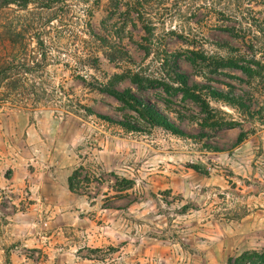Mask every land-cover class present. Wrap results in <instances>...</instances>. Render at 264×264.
I'll return each mask as SVG.
<instances>
[{
	"label": "rangeland",
	"instance_id": "obj_1",
	"mask_svg": "<svg viewBox=\"0 0 264 264\" xmlns=\"http://www.w3.org/2000/svg\"><path fill=\"white\" fill-rule=\"evenodd\" d=\"M6 17L26 25L47 93L0 104V264H236L264 252V0H31ZM105 86L188 135L150 125ZM78 105L140 129L66 114Z\"/></svg>",
	"mask_w": 264,
	"mask_h": 264
},
{
	"label": "trees",
	"instance_id": "obj_2",
	"mask_svg": "<svg viewBox=\"0 0 264 264\" xmlns=\"http://www.w3.org/2000/svg\"><path fill=\"white\" fill-rule=\"evenodd\" d=\"M49 1V0H48ZM31 0H0V13L8 9L13 4H19L21 8H27ZM141 5V4H138ZM26 26V25H25ZM17 29L9 17L5 19L0 18V104L12 102L15 98H33L40 100L41 96L46 95L45 83L42 79V70L44 66L39 63L30 62L27 54L28 30L26 27ZM43 45V41H40ZM206 57H203L205 59ZM219 64L223 68H234L243 71L245 74H251L253 71L250 67L240 65L235 60L221 59ZM183 92L189 99L200 101L196 95L195 90L198 86L192 89L189 86V77L182 73L176 72ZM102 92L112 96L122 103H131L140 110L141 116L152 126L164 127L174 135L186 136L188 133L172 122L164 113H162L154 104L147 103L139 96L134 94L131 90L120 91L108 86L99 89ZM211 94L218 100H222L227 104L238 109L246 108V104L239 99L235 93H224L215 88H210ZM69 108V107H68ZM66 111V114H79V108L83 109L86 115H94L99 119L111 124H117L127 130H136L140 128L130 122L121 121L105 115L101 112L94 111L88 107L78 105V108H73ZM245 134H240L238 143H242L245 139ZM71 189L73 186V179L70 180ZM85 260L93 261L94 259L85 258ZM99 260V259H95ZM264 264L263 253H247L236 261V264ZM229 264H234V260H230Z\"/></svg>",
	"mask_w": 264,
	"mask_h": 264
},
{
	"label": "crops",
	"instance_id": "obj_3",
	"mask_svg": "<svg viewBox=\"0 0 264 264\" xmlns=\"http://www.w3.org/2000/svg\"><path fill=\"white\" fill-rule=\"evenodd\" d=\"M2 240H3V242L5 241L6 243H9V244H10V243L12 242L13 239H12V238H6V239H5V237H4ZM26 242L29 243L30 241H26ZM6 253H7V252L5 251V249H2V250L0 251V254H6Z\"/></svg>",
	"mask_w": 264,
	"mask_h": 264
}]
</instances>
